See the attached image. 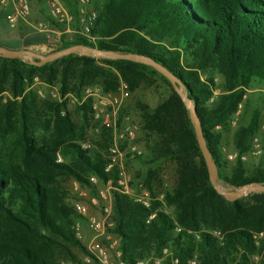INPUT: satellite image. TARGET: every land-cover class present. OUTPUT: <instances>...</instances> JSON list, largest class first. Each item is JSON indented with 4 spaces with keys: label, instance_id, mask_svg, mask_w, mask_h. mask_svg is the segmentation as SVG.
<instances>
[{
    "label": "trees",
    "instance_id": "1",
    "mask_svg": "<svg viewBox=\"0 0 264 264\" xmlns=\"http://www.w3.org/2000/svg\"><path fill=\"white\" fill-rule=\"evenodd\" d=\"M35 1L42 6V0ZM64 1L78 28L77 0ZM96 10L98 19L91 32L95 42L79 35L72 41L61 38L51 53L84 45L146 56L166 67L182 81L197 109L207 147L217 166L218 183L236 189L250 184L264 186L263 157L252 174H248L246 162L237 160L228 175L225 170L229 163L222 152L224 133L231 129L230 122L240 104L243 110L239 122L243 117L252 81H264V0H101ZM47 21L51 27H60L51 17ZM22 32L19 30L23 44L13 49L57 43L42 34ZM215 75L224 78L221 91L217 90ZM38 76L50 85L60 82L64 95L94 84L105 92H115L121 81L128 84L131 94L154 86L158 80L170 89L169 96L155 108L138 102L134 109L141 123L139 140L146 150L139 161L151 167L145 185L153 192L157 168L164 162L175 166V184L164 194V202L173 209L174 217L117 195L115 232L121 240L124 260L134 264L168 246L181 264H187L194 256L198 264H254L252 258L257 254L261 256L258 264H264V240L258 247L253 239L254 234L264 232V193L250 192L234 202L217 193L189 111L172 84L143 64L77 54L41 67L22 59L0 57V93L9 80L12 94L22 97L16 139V145L21 146L20 163L9 161L6 150L0 152V264L75 262L72 248L84 249L76 237L75 224L83 219L61 206V196L54 185L57 174L89 186L93 195L96 189L87 177L97 176L105 182L109 179L106 160L99 151L91 155V151L82 150L76 139L84 136L85 129L71 114L62 115L58 103L48 104L49 115L43 125L48 138L41 146L36 145L28 113L31 106L27 104L31 97L25 92L27 82ZM79 112L86 118V111ZM16 114L11 104L0 112L3 144L13 129ZM260 118L261 112L255 111L248 125L238 122L233 134L234 151L250 152L251 139L260 130ZM100 137L106 141V146L101 147L108 148L110 133L103 128ZM58 154L75 159L83 173L69 164L58 163ZM152 213L156 216L149 221ZM176 226L193 231L220 230L225 245L206 233L199 241L185 232L177 234Z\"/></svg>",
    "mask_w": 264,
    "mask_h": 264
},
{
    "label": "built area",
    "instance_id": "2",
    "mask_svg": "<svg viewBox=\"0 0 264 264\" xmlns=\"http://www.w3.org/2000/svg\"><path fill=\"white\" fill-rule=\"evenodd\" d=\"M101 0H77V22L78 30L75 33L95 42L92 30L98 19L96 4ZM12 9L6 15V20L12 29L18 27L21 21H25L31 14L30 0H0V13L7 7ZM50 17L59 25L70 32L71 23L75 22V17L70 13L64 0L49 1ZM37 30L48 32L49 24L39 23ZM40 86H45L41 89ZM34 90L42 100H51L60 105L68 102L77 103L79 107L87 110L88 116L95 124H99L107 130L111 136V143L108 147L105 173L109 179L105 182L99 177L90 178V184L96 189V194L88 192L81 186H76V197L74 201L75 213L86 223L89 240L86 249L91 262L88 264H131L124 260L121 249L120 237L116 234L115 199L117 195L130 198L134 203L151 209L155 198L153 193L143 181L135 178L129 170L128 165L140 160L146 154V150L140 142L141 124L132 113L127 110L128 100L131 98V91L128 84L121 81L115 92H104L100 88L86 87L80 96L72 94H62L55 85L44 84L39 77H34L32 82H27V90ZM264 95V90H262ZM247 96H244L246 99ZM22 97H16L20 100ZM243 110L240 104L238 111L230 122V126L235 128L238 125ZM65 111H62L64 115ZM220 126L216 127L219 130ZM264 131V123L262 125ZM98 131V129H97ZM80 146L84 151L91 150V144L81 142ZM249 153L240 154L237 151H229L222 148V152L228 162H248L252 157L264 158V136H254L250 142ZM58 163H63L61 156H58ZM100 185V187H98ZM164 198V195L162 196ZM157 200V198H156ZM156 213H152L149 221L154 219ZM75 231L78 238L82 237L83 224L79 220L75 224ZM175 232L181 234L185 232L189 236L199 241L203 233L215 238L218 243L225 245V236L220 230H184L180 226L175 227ZM253 239L258 244L264 239V232L254 234ZM68 264H81L70 262ZM134 264H181L180 258L171 247H164L159 254H153L145 259L137 260ZM187 264H198L197 256L190 259Z\"/></svg>",
    "mask_w": 264,
    "mask_h": 264
},
{
    "label": "rangeland",
    "instance_id": "3",
    "mask_svg": "<svg viewBox=\"0 0 264 264\" xmlns=\"http://www.w3.org/2000/svg\"><path fill=\"white\" fill-rule=\"evenodd\" d=\"M32 2V0H30ZM49 1L50 0H42V16H40V19L37 18L39 16V12L35 9L34 11L31 10V14L28 17L27 20L21 21L17 28L12 29L7 20L6 17H4V26L1 27L0 30V44L7 46L9 48H15L17 46L18 40H21V44H23L24 38H21L19 34V30L22 28L26 29L28 33L32 36L33 34H42L44 36H47L49 39H52V41L57 42L53 44H40V45H33L35 47H28L23 48L19 50H30L38 54L42 55H48L51 54V51L54 50L59 46L58 43H60L61 38H65L68 41H72L75 36L77 35L75 33L76 30H78L76 22L71 23L70 25V32H66V28L61 26L56 27L55 25L51 27L49 25V31L48 32H40L37 30V25L39 23H48L47 18H50V10H49ZM11 11V10H10ZM73 16L74 14L71 13ZM75 17V16H74ZM2 18V17H1ZM29 23H31L29 25ZM39 77V76H38ZM40 78V77H39ZM41 79V78H40ZM41 81L44 84H48L46 81L41 79ZM215 82L217 86V90L221 91L224 87V78L220 75H215ZM57 86L60 89V82L53 84ZM86 87H92V88H100L103 90V88L98 85H89L82 87L78 92L76 93H67L72 94L74 96H80L82 93V90ZM41 89H45V86H40ZM262 90H264V81L260 79H254L252 81L250 90L248 91V103L247 107L245 108V112L243 113V117L240 120L239 124L242 125H248L251 118L253 117L255 111L261 112V118H260V130L255 136H264V131L262 130V125L264 123V95L262 93ZM104 91V90H103ZM218 91L215 93L218 94ZM61 92V90H60ZM105 92V91H104ZM25 94L27 96L33 98L28 99L27 104L31 106L30 111L28 113L30 114V127H31V136L35 139V143L37 146H41L42 142L48 138V130L44 128V123L47 119V116L49 115V111H47L48 104L50 103H56L51 100H42L39 98L34 90L26 91ZM170 94V89L166 84L158 80L156 84L152 87H145L138 90L136 93L131 94V98L128 100L127 103V110L132 113V115L138 119L140 122V119L138 117V113L135 111L134 106L136 103L141 102L143 104L149 105L151 108H155L159 103H161L164 99H166ZM16 96H14L10 90V81L7 80L4 85L3 89L0 93V112L4 108L5 105H12V110L17 112V116L14 118V126L11 130L10 134H8L6 140V143H2V140H0V152L2 153L4 150L6 152H9V156L7 159L9 161H14L17 163H20V159H18L19 152L21 151V146L16 145V139L18 138L19 129H20V104L22 102V98L20 100L15 99ZM33 102V103H32ZM59 104V103H58ZM60 105V104H59ZM61 113L64 110L65 115L71 114L74 121L78 124L80 128H84V136L82 138H77L76 142L80 144V142H88L91 144V155L94 154V151H99L103 158L105 159L107 156L108 148H103L101 145L106 146L103 139H101V132L103 128L99 124H95L91 118L87 114V110L84 108H81L78 106L77 103L74 102H66L61 105ZM81 109L82 112L86 111L85 116L83 117V113H78V110ZM141 124V123H140ZM237 127V126H236ZM236 127L227 131L224 133V139L222 142V148H226L229 151H233V134L236 130ZM98 129V131H97ZM141 135V133H140ZM142 143V142H141ZM143 147L145 148L144 144L142 143ZM58 156H61V154H58ZM63 159V163L69 164L73 168H75L78 172L83 173V169L78 165L77 161L70 157L69 159H65L63 156H61ZM224 160L229 163L227 166L228 168L225 170L226 174L230 175L232 173V168L234 162H228L225 158V155H223ZM106 160V159H105ZM261 162L260 158H250L248 162H246V168L248 171V174H252L255 169L257 168V165ZM129 170L134 174V176L139 181H145L148 177V171L151 167L144 164L143 161H134L128 165ZM85 173V172H84ZM87 176V175H86ZM85 176V177H86ZM93 177V175H89L87 178L90 181V178ZM153 196L155 198V201L153 202V206L151 209H154V212H164L171 218L174 217L173 209L169 208L165 202L164 198L162 197L165 192L172 188L174 186L176 181V170L175 166L171 164L170 162H164L162 163L159 168H157V175L155 178H153ZM145 183V182H144ZM55 187L57 188L61 198L59 199V202L61 206L65 207L69 212L74 213V201L76 197V186H81L85 190L91 193V188L89 186H83L79 184L73 177L58 173L57 177L55 179L54 183ZM219 185L226 191H236L240 189H236L234 187L229 186L228 184H225L223 182H220ZM100 187V185L98 186ZM248 194V193H247ZM244 197V196H243ZM239 197V199L243 198ZM157 198V200H156ZM114 220H115V214H114ZM83 224V234L81 238L77 239L82 243L83 248H72L73 255L75 257L74 263H81V264H88V262H91L89 258V253L86 249V245L89 240V234L86 228V223L82 221ZM264 240V239H263ZM263 241L260 240L258 242L257 246L261 247L263 244ZM261 256L257 254L252 260L254 261V264H258L260 261ZM71 260L63 261V264L70 263Z\"/></svg>",
    "mask_w": 264,
    "mask_h": 264
},
{
    "label": "water",
    "instance_id": "4",
    "mask_svg": "<svg viewBox=\"0 0 264 264\" xmlns=\"http://www.w3.org/2000/svg\"><path fill=\"white\" fill-rule=\"evenodd\" d=\"M72 54H77L80 56H88L98 59L126 60V61L143 64L156 70L159 74L164 76L172 84L174 90L178 93L186 109L189 111L190 120L194 124L198 144L207 165L210 182L214 187V189L217 191V193L224 196L225 199L230 202H234L238 200L239 197L246 196L247 193L250 192L264 193V186L259 184H250L236 191H226L219 185L217 181V172H218L217 166L207 147L205 136L202 130V124L194 103L185 93V87L182 81L179 78H177L166 67L162 66L161 64L152 60L151 58L137 54H121L111 51H101L97 48L87 47L84 45H75L65 50L51 53L48 55L38 54L30 50H19V49L8 48L0 45V57L7 59H22L38 67H41L44 64L54 62L58 59H61L63 57Z\"/></svg>",
    "mask_w": 264,
    "mask_h": 264
},
{
    "label": "crops",
    "instance_id": "5",
    "mask_svg": "<svg viewBox=\"0 0 264 264\" xmlns=\"http://www.w3.org/2000/svg\"><path fill=\"white\" fill-rule=\"evenodd\" d=\"M31 7H32V10L34 11L35 9L37 10V12H39V16H37V18L38 19H40V16H42V7H44V6H41L40 4H38V2L37 1H35V0H32V2H31ZM12 9V7L11 6H9V7H7V8H5L1 13H0V30L2 29L1 27H3L4 26V17L3 16H5L6 17V15H7V13L10 11ZM2 17V18H1ZM3 21V22H2ZM31 23H29V25H30ZM24 29H22V30H20V32H22ZM25 31H27L26 29L22 32V34L25 32ZM20 42H21V40H18V43L17 44H20ZM32 47V46H31ZM33 47H35V46H33ZM23 49V48H22Z\"/></svg>",
    "mask_w": 264,
    "mask_h": 264
}]
</instances>
